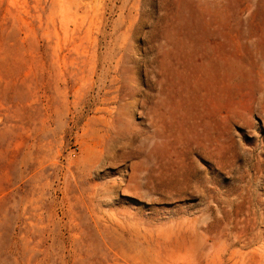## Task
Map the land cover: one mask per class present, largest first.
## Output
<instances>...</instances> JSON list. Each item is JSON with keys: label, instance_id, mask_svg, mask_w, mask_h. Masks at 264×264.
I'll list each match as a JSON object with an SVG mask.
<instances>
[{"label": "rangeland", "instance_id": "1", "mask_svg": "<svg viewBox=\"0 0 264 264\" xmlns=\"http://www.w3.org/2000/svg\"><path fill=\"white\" fill-rule=\"evenodd\" d=\"M0 264H264V0H0Z\"/></svg>", "mask_w": 264, "mask_h": 264}, {"label": "bare ground", "instance_id": "2", "mask_svg": "<svg viewBox=\"0 0 264 264\" xmlns=\"http://www.w3.org/2000/svg\"><path fill=\"white\" fill-rule=\"evenodd\" d=\"M262 162H263V160H262ZM231 231V230H230ZM233 235V234H232ZM238 235V234H237ZM231 239V238H230ZM226 240H228V239H226ZM236 240H237V238H236ZM229 242V241H228ZM232 243V242H231ZM236 243V242H235ZM230 247H232V245L230 246ZM229 249H231V248H229ZM234 254V253H233Z\"/></svg>", "mask_w": 264, "mask_h": 264}]
</instances>
